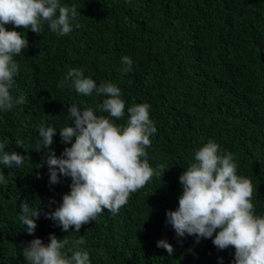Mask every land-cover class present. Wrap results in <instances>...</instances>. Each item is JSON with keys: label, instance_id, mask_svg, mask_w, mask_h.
I'll use <instances>...</instances> for the list:
<instances>
[{"label": "trees", "instance_id": "16d2710c", "mask_svg": "<svg viewBox=\"0 0 264 264\" xmlns=\"http://www.w3.org/2000/svg\"><path fill=\"white\" fill-rule=\"evenodd\" d=\"M80 11L73 30L57 36L22 27L29 47L15 57L19 64L12 94L24 103L0 111V142L6 151L25 155L22 167L0 173V264H26L22 243L34 237L48 242L83 235L91 264H230L234 249L218 250L210 238H177L166 224V210L177 206L179 175L193 159L194 149L214 140L234 154L237 172L250 179L256 213L264 214V0H61ZM6 27H12L7 25ZM133 59V69L121 71V56ZM73 68L97 82L115 83L126 108L150 105L157 132L146 150L151 166L162 164L131 193L116 215L104 209L95 221L74 233L61 231L44 212L54 210L70 178L48 184L46 150L39 143L43 123L60 128L70 123L67 107H92L101 97L83 96L58 83ZM98 115L104 113H97ZM16 139L24 142L18 147ZM65 145L59 131L50 146L57 156ZM41 165V166H39ZM55 203H51V200ZM41 207L34 233L19 220L20 203ZM166 238L171 256L156 246Z\"/></svg>", "mask_w": 264, "mask_h": 264}, {"label": "clouds", "instance_id": "9594fccd", "mask_svg": "<svg viewBox=\"0 0 264 264\" xmlns=\"http://www.w3.org/2000/svg\"><path fill=\"white\" fill-rule=\"evenodd\" d=\"M79 14L74 4L68 6L61 0H0V111L12 110L25 100L23 95L14 96L11 91L19 71L14 58L29 47L27 36L16 29L22 27L39 35L46 25L49 32L65 36L78 26ZM120 63L123 73L132 71L130 56H121ZM58 86L102 98L95 109L69 105L70 123L60 128L42 123L37 129L40 139L35 149L46 150L42 164L47 166L48 184H57L61 177L71 181L69 191L54 210L43 214L61 231L68 232L72 226V232L78 233L82 225L95 221L104 209L116 215L131 193L144 187L153 176L161 177L168 168L162 164L153 167L148 160L150 137L157 132L148 103L128 106L126 119L117 123L125 117V101L115 83L97 82L85 76L82 69L73 68ZM57 131L65 145L59 156L50 148ZM15 143L24 148L23 140L16 139ZM6 147L0 142V165L22 167L25 155L6 151ZM178 181L181 191L177 206L165 213V222L177 238L194 236L196 242L210 238L218 250L232 247L234 257L230 264H264V214L256 213L252 183L238 174L233 153L222 151L209 139L194 149L192 162ZM4 182L5 176L0 173V184ZM51 203H55L54 199ZM41 213L40 206L20 203L19 220L27 233H34ZM85 244L83 235L57 238L49 233L47 243L34 237L21 247L26 264H91ZM156 246L169 256L174 251L166 238L157 240ZM218 260L223 264L222 257Z\"/></svg>", "mask_w": 264, "mask_h": 264}]
</instances>
